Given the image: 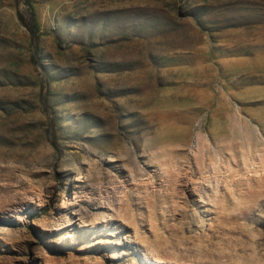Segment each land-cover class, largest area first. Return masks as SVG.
<instances>
[{
    "label": "rangeland",
    "instance_id": "1",
    "mask_svg": "<svg viewBox=\"0 0 264 264\" xmlns=\"http://www.w3.org/2000/svg\"><path fill=\"white\" fill-rule=\"evenodd\" d=\"M257 118L264 0H0V264H264Z\"/></svg>",
    "mask_w": 264,
    "mask_h": 264
},
{
    "label": "trees",
    "instance_id": "2",
    "mask_svg": "<svg viewBox=\"0 0 264 264\" xmlns=\"http://www.w3.org/2000/svg\"><path fill=\"white\" fill-rule=\"evenodd\" d=\"M19 19L21 20V22L27 27L28 31L31 33V35H34V27L32 25H30L28 22H26L24 20V17L20 14V13H17Z\"/></svg>",
    "mask_w": 264,
    "mask_h": 264
},
{
    "label": "bare ground",
    "instance_id": "3",
    "mask_svg": "<svg viewBox=\"0 0 264 264\" xmlns=\"http://www.w3.org/2000/svg\"><path fill=\"white\" fill-rule=\"evenodd\" d=\"M263 121H264V120H263ZM257 122H258L259 124H260V123H263V122H262V118H257ZM263 124H264V123H263ZM170 136H171V133L169 132V133H167V134L164 136L163 139H168V140H169ZM197 163H198V162H197ZM200 165H201V164H200ZM184 187H185L184 185H181V186H180L181 189H182V188L184 189ZM183 189H182V190H183ZM189 201H190L189 199H185V200H184V203H186V202L188 203Z\"/></svg>",
    "mask_w": 264,
    "mask_h": 264
}]
</instances>
